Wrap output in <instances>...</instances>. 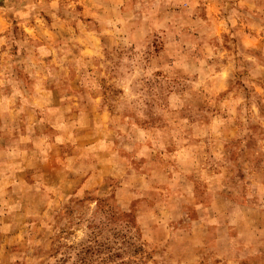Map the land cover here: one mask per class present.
Listing matches in <instances>:
<instances>
[{
	"label": "rangeland",
	"instance_id": "obj_1",
	"mask_svg": "<svg viewBox=\"0 0 264 264\" xmlns=\"http://www.w3.org/2000/svg\"><path fill=\"white\" fill-rule=\"evenodd\" d=\"M0 264H264V0H0Z\"/></svg>",
	"mask_w": 264,
	"mask_h": 264
}]
</instances>
